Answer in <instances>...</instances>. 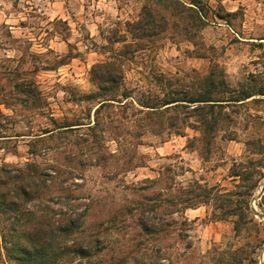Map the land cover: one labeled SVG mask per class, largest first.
I'll return each instance as SVG.
<instances>
[{"label":"rangeland","instance_id":"1","mask_svg":"<svg viewBox=\"0 0 264 264\" xmlns=\"http://www.w3.org/2000/svg\"><path fill=\"white\" fill-rule=\"evenodd\" d=\"M168 1L0 0V180L18 206L0 198V264H18L2 238L28 210L91 241L55 264H264V0H178L203 26ZM145 5L166 25L123 53ZM111 61L122 81L100 93L91 68Z\"/></svg>","mask_w":264,"mask_h":264},{"label":"trees","instance_id":"2","mask_svg":"<svg viewBox=\"0 0 264 264\" xmlns=\"http://www.w3.org/2000/svg\"><path fill=\"white\" fill-rule=\"evenodd\" d=\"M168 4L173 14L174 12L175 14L186 12V15L191 19L200 21L202 23L201 26L204 25V22L199 19L198 16L200 12L199 9L195 11L193 7H186L178 0H169ZM155 12L153 7L145 5L135 21L126 23V31L131 35V38L135 39V42L132 43L130 41L124 43L122 45L123 53L129 52L131 49L132 51L139 49L140 44L138 45L137 43L138 39L143 37L151 38L158 33L157 27L166 25L164 20L157 21L154 16ZM173 24L176 27L177 23ZM91 69L92 73L97 77L96 87L100 93L112 92L116 86H119V82L122 81L121 65L114 61L96 64ZM207 98L209 97H205L204 94L199 95V97L192 96L188 99H182L181 101H188L190 103L216 101ZM179 100L180 99L174 98L168 99L163 106ZM102 104L103 103L100 105ZM204 105L210 104L206 103ZM5 167H7V165H5ZM1 171L7 175L5 177L11 178L9 172L4 168H2ZM16 171L19 174L21 172L20 169H16ZM14 176L18 178L20 182L16 188L20 190L22 195L27 196L32 188L30 185L31 180H24L20 175ZM8 186L9 185L4 180H0V198H7L5 199L6 207L10 210H16L18 208L17 199L16 196L7 197L11 190ZM75 232L76 224L69 216L60 220L53 219L52 216L41 218L28 210L23 220H16L8 225L2 240L5 243V252L15 253L12 257H14L18 264H55L58 259L68 254L85 256V249L91 246V241L89 239L85 240L73 236Z\"/></svg>","mask_w":264,"mask_h":264},{"label":"water","instance_id":"3","mask_svg":"<svg viewBox=\"0 0 264 264\" xmlns=\"http://www.w3.org/2000/svg\"><path fill=\"white\" fill-rule=\"evenodd\" d=\"M263 192H264V185L260 189V193H263Z\"/></svg>","mask_w":264,"mask_h":264}]
</instances>
